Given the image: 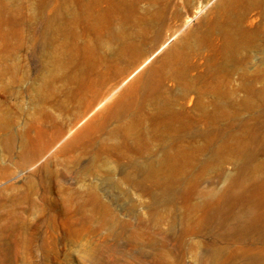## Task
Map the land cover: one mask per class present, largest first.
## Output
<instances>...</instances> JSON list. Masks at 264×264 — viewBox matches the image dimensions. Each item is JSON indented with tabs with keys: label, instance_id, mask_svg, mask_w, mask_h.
<instances>
[{
	"label": "rangeland",
	"instance_id": "374dc122",
	"mask_svg": "<svg viewBox=\"0 0 264 264\" xmlns=\"http://www.w3.org/2000/svg\"><path fill=\"white\" fill-rule=\"evenodd\" d=\"M205 1L0 0V264H264V0L213 42ZM205 96L210 148L157 147Z\"/></svg>",
	"mask_w": 264,
	"mask_h": 264
},
{
	"label": "bare ground",
	"instance_id": "6f19581e",
	"mask_svg": "<svg viewBox=\"0 0 264 264\" xmlns=\"http://www.w3.org/2000/svg\"><path fill=\"white\" fill-rule=\"evenodd\" d=\"M213 1L214 0H206L204 3L198 4V7H197V9H196V11L192 17H196L199 14L203 13L205 11V9ZM256 1L257 0H232V2L229 3V5L227 7H225L223 10L219 11L216 15L206 17L208 19V27L205 29H202L201 20H200L199 21V26H200V30H199L200 35L199 36L201 38V41L205 42L208 40L210 42H213V40L218 35L219 36L223 35V36H225L226 39H228V38L232 39V37L235 36V34H238L244 30H252V29H250L251 27H248V26H252V25L254 26V19H252L250 21V23H249L250 25L246 26L244 24L246 22V16H247L248 11L256 5ZM223 2H224V0H221L220 3H223ZM190 20H191L190 17L187 18L185 23H187ZM195 30H197V29H195ZM166 44L167 43L165 41L160 47L162 48ZM154 54H155V52L152 53V55H150L139 67L146 64L153 57ZM193 54L195 55V53H193ZM194 64L195 63L193 62L192 65H194ZM230 75H229V73H227L224 76H222V75L220 76L221 85L219 83V90L217 91V98L220 100H223V98L227 95L224 88H225L226 84L228 83V78ZM147 100H149V99H147ZM192 102L193 101L190 99L189 103H187V104L182 103L181 104V108L178 110V116H177L178 126L176 128L172 127L166 132H161L158 135V137L156 138V140H154V141H157V143H158L157 147H159V146L162 147L163 142L168 141L170 143V146H171V151H172L173 157H175L177 155V151H178V149H180V146H178V145L181 142H187V144L190 145L195 141V139L197 137H203L207 143V146L205 149H207V148L209 149L210 143L219 137L218 133L209 136L210 132L208 131V126L210 125L211 120L209 118V110L207 108L209 102L206 99V96L202 97V99L200 101L201 112L199 114L196 113L197 112L196 106ZM129 104L130 105H128L127 107H124L123 109H119L115 113L114 118L119 120V119L123 118L128 112L130 113V111H133L137 107L138 101L133 100ZM78 122L79 121H77L76 125L78 124ZM202 151H204V150H202ZM148 164H149L148 162L143 164L144 170L148 167ZM161 170H162V166L158 162L157 166L154 170V174L159 175ZM140 181H141V179H140ZM143 181L145 182L144 178H143ZM173 197H175V196H173ZM260 201H262V200H260ZM244 205H246L244 207L249 210V212L251 213V216L248 218H242V217H240L239 214L235 215L234 218L236 220V223L232 224V226L230 227V230L233 233H235L236 235H240V236L246 234L251 228H253V227L256 228L258 225L255 224L256 226H254V224H253L254 220L257 219L258 217H261V216H258V214H256V212H255L257 209V206H258V203L255 202V200H251V201L247 202V204H244ZM256 229H258V228H256ZM262 232H264V230ZM152 237L155 238L154 236H152ZM169 238H170V236H169Z\"/></svg>",
	"mask_w": 264,
	"mask_h": 264
}]
</instances>
